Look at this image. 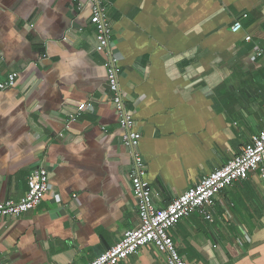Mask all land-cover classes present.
I'll list each match as a JSON object with an SVG mask.
<instances>
[{
    "label": "crops",
    "instance_id": "0c3cea01",
    "mask_svg": "<svg viewBox=\"0 0 264 264\" xmlns=\"http://www.w3.org/2000/svg\"><path fill=\"white\" fill-rule=\"evenodd\" d=\"M119 88L140 135L155 208L224 166L264 115V0H106ZM239 22L236 32L230 27ZM249 36L250 40L245 38ZM88 0H0V200L38 166L36 208L0 218V264H88L139 224ZM258 52L261 55H258ZM93 108L81 114V104ZM68 126V129L66 128ZM169 230L187 264H264L257 172ZM118 264H165L153 246Z\"/></svg>",
    "mask_w": 264,
    "mask_h": 264
},
{
    "label": "built area",
    "instance_id": "2783aa9c",
    "mask_svg": "<svg viewBox=\"0 0 264 264\" xmlns=\"http://www.w3.org/2000/svg\"><path fill=\"white\" fill-rule=\"evenodd\" d=\"M91 5V21L95 28V51L106 56L104 67L107 76L108 90L112 93V103L118 116V124L124 130L121 142L129 151L133 160L129 180L132 194L137 203L139 224L136 228L126 230L120 241L109 250L88 264H118L128 256L137 255L146 246H153L163 256L165 264H187L179 255L175 244L169 235L174 224L198 213L207 217V206L211 199L220 191L230 187L235 182L247 179L250 172H257L264 182V115L260 132L251 137L250 141L230 159L224 166L212 171L204 180L188 188L165 208L157 209L153 205L151 187L146 179L147 167L138 151L140 135L136 130L133 113L126 109L123 94L119 88V56L110 49L112 30L107 20L106 0H88ZM231 31L241 29L235 22ZM247 41L250 37L245 38ZM258 55H261L258 52ZM15 74H9L0 80V92L15 87ZM93 108L91 103L81 104L78 117ZM68 129V126L66 125ZM26 194L18 201L0 200V218H18L39 206L49 190V173L44 166L34 169L26 180Z\"/></svg>",
    "mask_w": 264,
    "mask_h": 264
}]
</instances>
